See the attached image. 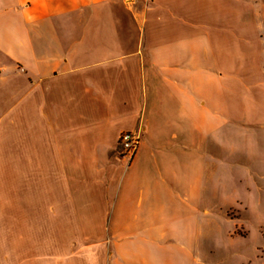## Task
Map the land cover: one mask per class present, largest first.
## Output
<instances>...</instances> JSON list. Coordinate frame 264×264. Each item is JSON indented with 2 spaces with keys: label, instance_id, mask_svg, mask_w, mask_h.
I'll return each instance as SVG.
<instances>
[{
  "label": "crops",
  "instance_id": "1",
  "mask_svg": "<svg viewBox=\"0 0 264 264\" xmlns=\"http://www.w3.org/2000/svg\"><path fill=\"white\" fill-rule=\"evenodd\" d=\"M253 5L0 0L2 153L32 172L35 211L112 236L83 245L108 251L100 264H202L217 170L233 180L229 156L246 151L233 75L260 27ZM124 131L142 134L131 162L118 156Z\"/></svg>",
  "mask_w": 264,
  "mask_h": 264
},
{
  "label": "rangeland",
  "instance_id": "2",
  "mask_svg": "<svg viewBox=\"0 0 264 264\" xmlns=\"http://www.w3.org/2000/svg\"><path fill=\"white\" fill-rule=\"evenodd\" d=\"M250 2L256 5L260 27L249 28L250 58L248 63L235 59L233 75L235 117L248 116L234 120V132L247 136L246 151L229 156L233 180L226 183L228 174L217 170L212 211L196 245L202 264H264V0ZM121 151L119 158L127 160ZM31 177L32 172L18 170L0 146V264H100L96 255L108 251H86L83 245L110 243L112 236L83 234L82 220L61 217L60 210L35 211L29 188L23 186Z\"/></svg>",
  "mask_w": 264,
  "mask_h": 264
},
{
  "label": "built area",
  "instance_id": "3",
  "mask_svg": "<svg viewBox=\"0 0 264 264\" xmlns=\"http://www.w3.org/2000/svg\"><path fill=\"white\" fill-rule=\"evenodd\" d=\"M142 134L140 131H124L121 133L119 142L122 156L131 162L136 155L141 143Z\"/></svg>",
  "mask_w": 264,
  "mask_h": 264
}]
</instances>
